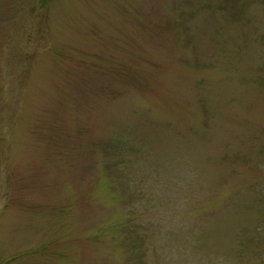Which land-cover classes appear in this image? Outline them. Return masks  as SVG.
Segmentation results:
<instances>
[{
  "label": "rangeland",
  "instance_id": "rangeland-1",
  "mask_svg": "<svg viewBox=\"0 0 264 264\" xmlns=\"http://www.w3.org/2000/svg\"><path fill=\"white\" fill-rule=\"evenodd\" d=\"M0 264H264V0H0Z\"/></svg>",
  "mask_w": 264,
  "mask_h": 264
}]
</instances>
